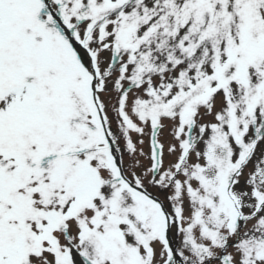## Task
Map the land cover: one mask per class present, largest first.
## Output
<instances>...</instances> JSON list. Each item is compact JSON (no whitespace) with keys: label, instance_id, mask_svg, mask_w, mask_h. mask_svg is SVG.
Returning <instances> with one entry per match:
<instances>
[{"label":"snow or ice","instance_id":"snow-or-ice-1","mask_svg":"<svg viewBox=\"0 0 264 264\" xmlns=\"http://www.w3.org/2000/svg\"><path fill=\"white\" fill-rule=\"evenodd\" d=\"M0 264H264V0H0Z\"/></svg>","mask_w":264,"mask_h":264}]
</instances>
